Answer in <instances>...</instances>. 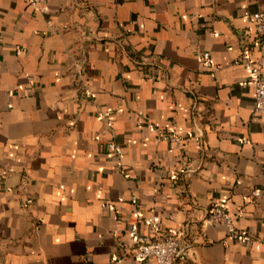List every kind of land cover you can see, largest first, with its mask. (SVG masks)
I'll return each mask as SVG.
<instances>
[{"label":"crops","instance_id":"obj_1","mask_svg":"<svg viewBox=\"0 0 264 264\" xmlns=\"http://www.w3.org/2000/svg\"><path fill=\"white\" fill-rule=\"evenodd\" d=\"M263 8L0 0V264H157L126 255L133 228L177 235L174 264H264V113L236 62L258 57ZM214 204L253 240L210 224Z\"/></svg>","mask_w":264,"mask_h":264},{"label":"built area","instance_id":"obj_2","mask_svg":"<svg viewBox=\"0 0 264 264\" xmlns=\"http://www.w3.org/2000/svg\"><path fill=\"white\" fill-rule=\"evenodd\" d=\"M28 1L32 5H36L39 2V0ZM252 18L255 36L259 39V55L256 59L240 58L236 62H242L248 69L250 80L255 90L254 109L257 112L264 113V8L254 12ZM198 57L204 64L209 65L211 61L209 52H203ZM103 117L109 119V112H106ZM149 126L153 125L149 124ZM159 134L161 138L176 144H180L183 141V137L178 134H164L162 132ZM244 140L246 141V139ZM109 148L113 149L114 145L109 144ZM260 193L261 190L254 189L252 196L258 197ZM237 217L238 215L232 214L225 204H214L207 214V220L210 224H222L226 227L228 237L243 241L253 240L254 236L250 232L237 228L235 224ZM131 233L135 241L126 255L132 256L137 260L154 259L157 264H174L182 254L186 253L185 244L175 234H170L157 240H150L142 236L137 228H133Z\"/></svg>","mask_w":264,"mask_h":264}]
</instances>
